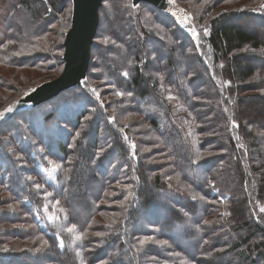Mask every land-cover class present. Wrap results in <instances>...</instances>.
I'll use <instances>...</instances> for the list:
<instances>
[{"label":"trees","instance_id":"obj_1","mask_svg":"<svg viewBox=\"0 0 264 264\" xmlns=\"http://www.w3.org/2000/svg\"><path fill=\"white\" fill-rule=\"evenodd\" d=\"M173 1L198 42L152 4L105 0L85 87L0 122V264H264V0ZM5 3L0 66L44 70L66 15L63 68L73 0Z\"/></svg>","mask_w":264,"mask_h":264},{"label":"rangeland","instance_id":"obj_2","mask_svg":"<svg viewBox=\"0 0 264 264\" xmlns=\"http://www.w3.org/2000/svg\"><path fill=\"white\" fill-rule=\"evenodd\" d=\"M167 3H169L170 5H168L166 7V9L164 10L165 13H167L168 15H170L171 17L174 18V20L176 22H178L179 26H181V28L188 34L191 36V38H193L194 40H197L198 42V36L200 35L199 33V26L196 25L195 23V19L193 17V15L186 10L183 6L178 5L176 2H171L170 0H165ZM239 4H234V5H229L228 7H235L238 6ZM6 7V8H5ZM227 8V5L224 6H220L219 9H215L213 11V15L217 16L218 14H220L221 12H224ZM7 13V6L5 3V0H0V42H1V38H2V34L4 33L5 30V23H6V19L7 17L5 16V14ZM60 17V24L58 25V30H57V36L55 37V42L53 44V46L51 48H49L48 52L50 53L51 56V61H48L45 64V69L44 70H39V69H27V68H23V69H17V68H8V67H2L0 66V77L2 78V81L0 83V86H2V88H0V122H2L4 120V117L9 115L17 106L18 102L23 99L24 97L28 96L29 94L37 91L39 88H41L44 84L53 82L55 80H57L63 73L64 67L61 68V65L59 64L58 61H56V55L58 52L54 51V45H56V43L60 40L61 38V34L64 33V28L66 26V15H59ZM180 18V19H179ZM184 19V20H183ZM209 21V20H208ZM207 21V23H208ZM201 29L204 30V32H207V28L206 27H201ZM67 35V34H66ZM66 38V36H65ZM65 42V40H64ZM99 82H94L95 85H100L98 84ZM82 86H84V81L82 82ZM85 87V86H84ZM107 88L101 89V91H97L96 89H92V96H94V98L99 101L100 104H104V99H111L113 97V95L111 94V91L109 89L105 90ZM103 97V98H102ZM121 97V95H120ZM32 108V106L30 107ZM29 109V108H28ZM26 110V109H25ZM23 111V110H22ZM29 118H33L35 119V121H39L38 120V116L35 115L33 112L28 113ZM35 116V118H34ZM139 120L142 122V127H149L147 124V121L144 120V118L142 116H135ZM6 119V118H5ZM113 119V118H112ZM132 119V117L127 118V120L125 121V127L127 128V126H129V121ZM135 119V118H134ZM20 120L15 119L14 125H17L19 123ZM40 122V121H39ZM17 129V128H16ZM15 129V130H16ZM14 130V131H15ZM9 131V129H8ZM6 133V132H5ZM7 138V136H5ZM151 139H154L153 137ZM131 148L133 153H136V144L134 142L130 143ZM151 148V147H150ZM155 149V148H154ZM148 150V149H147ZM53 161V160H51ZM55 162V161H53ZM56 165H58V163L55 162ZM45 179L47 180V182L54 186L57 187L58 183H57V176H58V169L56 168L55 170H53V163L52 165L47 168V167H43L42 165H39ZM119 186V185H117ZM122 187V186H120ZM212 187H214V185L212 184ZM219 191L217 190V188H213V192L212 195H216L218 194ZM114 195V194H111ZM120 195V193H119ZM221 198L218 199V201L220 203L225 204V202H227V200L229 199V196L227 195H223L220 196ZM216 203V201L214 202ZM224 205H221L220 210L217 212L216 217H212L210 220L211 221H220V220H224V218L226 217V210L224 209ZM43 216H39L38 215V221L41 224V226L47 230V226L48 225H59L61 222L59 220V217L53 213V212H49L48 208L44 209L43 212ZM222 217L221 219L219 217ZM209 220V222H210ZM61 247L64 248V244L61 241ZM213 256H210L208 258H206L205 260L208 262V264H212L216 261H214V259L212 258Z\"/></svg>","mask_w":264,"mask_h":264},{"label":"water","instance_id":"obj_3","mask_svg":"<svg viewBox=\"0 0 264 264\" xmlns=\"http://www.w3.org/2000/svg\"><path fill=\"white\" fill-rule=\"evenodd\" d=\"M104 2L105 0H73L72 25L64 42L65 66L62 75L21 99L4 120L15 112L47 102L74 86H82L89 70L92 46L99 29L100 10ZM141 2L152 4L162 11L170 5L165 0H134L136 5Z\"/></svg>","mask_w":264,"mask_h":264},{"label":"snow or ice","instance_id":"obj_4","mask_svg":"<svg viewBox=\"0 0 264 264\" xmlns=\"http://www.w3.org/2000/svg\"><path fill=\"white\" fill-rule=\"evenodd\" d=\"M171 2H173V0H170V3ZM125 75H127V73H125ZM117 95H122V93H117ZM51 163H53V170H55L56 168L59 167V165H56L55 162H51ZM68 231L74 233L75 232V226H73L72 228H69Z\"/></svg>","mask_w":264,"mask_h":264},{"label":"bare ground","instance_id":"obj_5","mask_svg":"<svg viewBox=\"0 0 264 264\" xmlns=\"http://www.w3.org/2000/svg\"><path fill=\"white\" fill-rule=\"evenodd\" d=\"M180 19V18H179ZM184 20V19H183Z\"/></svg>","mask_w":264,"mask_h":264}]
</instances>
